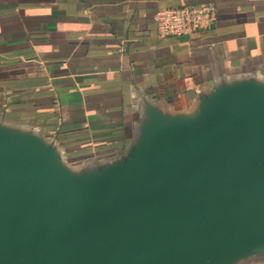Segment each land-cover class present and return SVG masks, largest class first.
Listing matches in <instances>:
<instances>
[{
	"label": "water",
	"instance_id": "95a60500",
	"mask_svg": "<svg viewBox=\"0 0 264 264\" xmlns=\"http://www.w3.org/2000/svg\"><path fill=\"white\" fill-rule=\"evenodd\" d=\"M264 259V88H224L190 120L156 113L133 153L71 175L0 128V264ZM246 259V260H244Z\"/></svg>",
	"mask_w": 264,
	"mask_h": 264
},
{
	"label": "crops",
	"instance_id": "0c3cea01",
	"mask_svg": "<svg viewBox=\"0 0 264 264\" xmlns=\"http://www.w3.org/2000/svg\"><path fill=\"white\" fill-rule=\"evenodd\" d=\"M201 3L210 26L157 33L158 9ZM246 82L264 88V0H0V128L39 139L68 174L127 159L153 112L190 120Z\"/></svg>",
	"mask_w": 264,
	"mask_h": 264
},
{
	"label": "built area",
	"instance_id": "2783aa9c",
	"mask_svg": "<svg viewBox=\"0 0 264 264\" xmlns=\"http://www.w3.org/2000/svg\"><path fill=\"white\" fill-rule=\"evenodd\" d=\"M216 19V9L212 3L164 7L158 9L153 21L160 36H180L197 33L207 28ZM120 51L121 48H118Z\"/></svg>",
	"mask_w": 264,
	"mask_h": 264
},
{
	"label": "rangeland",
	"instance_id": "374dc122",
	"mask_svg": "<svg viewBox=\"0 0 264 264\" xmlns=\"http://www.w3.org/2000/svg\"><path fill=\"white\" fill-rule=\"evenodd\" d=\"M255 259H257V260H259V259H263V258H255ZM255 259H249L248 261H246V262H244L243 260L242 261H239V262H237L236 264H247L249 261H252V260H255ZM244 260H246V259H244ZM263 263V262H262ZM251 264V263H250Z\"/></svg>",
	"mask_w": 264,
	"mask_h": 264
}]
</instances>
